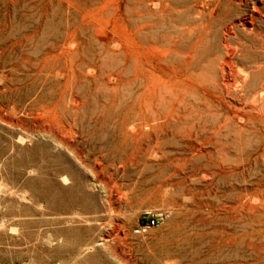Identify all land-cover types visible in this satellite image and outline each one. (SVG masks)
Wrapping results in <instances>:
<instances>
[{
    "label": "rangeland",
    "instance_id": "374dc122",
    "mask_svg": "<svg viewBox=\"0 0 264 264\" xmlns=\"http://www.w3.org/2000/svg\"><path fill=\"white\" fill-rule=\"evenodd\" d=\"M135 2L0 0V264H264V134L135 149Z\"/></svg>",
    "mask_w": 264,
    "mask_h": 264
},
{
    "label": "bare ground",
    "instance_id": "6f19581e",
    "mask_svg": "<svg viewBox=\"0 0 264 264\" xmlns=\"http://www.w3.org/2000/svg\"><path fill=\"white\" fill-rule=\"evenodd\" d=\"M135 9L136 151L162 155L187 141L201 162L210 153L196 145L214 142L230 162L232 141L242 150L264 134V0H136Z\"/></svg>",
    "mask_w": 264,
    "mask_h": 264
},
{
    "label": "built area",
    "instance_id": "2783aa9c",
    "mask_svg": "<svg viewBox=\"0 0 264 264\" xmlns=\"http://www.w3.org/2000/svg\"><path fill=\"white\" fill-rule=\"evenodd\" d=\"M151 224H152V226H154L156 224V222L155 221H152Z\"/></svg>",
    "mask_w": 264,
    "mask_h": 264
}]
</instances>
